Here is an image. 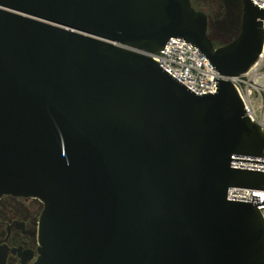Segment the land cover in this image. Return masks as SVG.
I'll list each match as a JSON object with an SVG mask.
<instances>
[{
	"label": "water",
	"instance_id": "1",
	"mask_svg": "<svg viewBox=\"0 0 264 264\" xmlns=\"http://www.w3.org/2000/svg\"><path fill=\"white\" fill-rule=\"evenodd\" d=\"M241 2L215 47L191 0H0V197L43 204L34 264H264V202L227 199L264 192V171L231 166L264 164L233 159L264 158L231 82L262 52L264 10ZM171 38L229 81L197 96L149 55ZM32 258L0 247V264Z\"/></svg>",
	"mask_w": 264,
	"mask_h": 264
},
{
	"label": "built area",
	"instance_id": "2",
	"mask_svg": "<svg viewBox=\"0 0 264 264\" xmlns=\"http://www.w3.org/2000/svg\"><path fill=\"white\" fill-rule=\"evenodd\" d=\"M264 10V0H252ZM264 30V21H263ZM159 66L177 79L180 83L194 92L197 96L217 93L219 82L229 81L230 77L219 75L209 60L203 56L199 50L185 40L171 38L165 49L156 54H149ZM231 82L236 88L249 119L261 127L264 131V43L262 52L257 62L244 74L231 77ZM233 159L264 162L263 159L251 160L244 157H234ZM232 168L264 171V164L232 161ZM253 196L260 197V202H264V192L245 189L230 188L227 199L229 201L252 203ZM264 219V206H259Z\"/></svg>",
	"mask_w": 264,
	"mask_h": 264
},
{
	"label": "flooded vegetation",
	"instance_id": "3",
	"mask_svg": "<svg viewBox=\"0 0 264 264\" xmlns=\"http://www.w3.org/2000/svg\"><path fill=\"white\" fill-rule=\"evenodd\" d=\"M219 1L221 4L214 2V4L211 3L208 6L210 7L209 9H211L210 11H212V14H210V12H206L205 9L203 10L202 6H200L199 3L201 1L199 2L196 0L194 2L193 0L195 5L199 7L198 10L203 11L207 15L208 37L213 42L215 47H220L218 44H222L227 40L232 22H222L219 20V17L223 16L224 14L236 16L237 12L241 11V8L243 16V5L241 0H229V4L227 5L223 0ZM213 5L215 8L217 6V14L214 11ZM205 6H207V4ZM222 8L227 10L226 13H222ZM43 208V204L35 198L17 197L12 195H3L0 197V247L6 246L10 250L13 248L16 250L22 248V254L25 251H31L33 253V258L28 260L25 264H34L38 256V229ZM15 222L17 224H24V232H35V235L32 236L29 233L24 234L21 228H17ZM8 225L9 227L13 225L9 229V237ZM6 239L7 241H5Z\"/></svg>",
	"mask_w": 264,
	"mask_h": 264
},
{
	"label": "rangeland",
	"instance_id": "4",
	"mask_svg": "<svg viewBox=\"0 0 264 264\" xmlns=\"http://www.w3.org/2000/svg\"><path fill=\"white\" fill-rule=\"evenodd\" d=\"M196 0H194L195 2ZM197 1H201L199 4L200 6H202L203 10L205 9V11L208 13L210 12V14H212V11H210L211 9H209L210 7H208L211 3L214 4L215 3H219L221 4V2L219 0H197ZM207 4V6H205ZM214 7V5H213ZM217 8V6H216ZM214 7V11L215 13L217 14L218 13V9H216ZM222 13H226V9L225 8H222L221 9ZM231 15H226L224 14L223 16L219 17V20H221L222 22H226L228 23L229 21H232L231 22V28H230V32L228 34V38L227 40L224 42V43H220L218 44V46H223V45H226L228 44L229 42H231L232 40H234L236 38V36L238 35L239 33V30H240V26H241V22H242V8H241V11L240 12H237V15L236 16H231ZM229 19V20H228ZM228 20V21H227Z\"/></svg>",
	"mask_w": 264,
	"mask_h": 264
},
{
	"label": "trees",
	"instance_id": "5",
	"mask_svg": "<svg viewBox=\"0 0 264 264\" xmlns=\"http://www.w3.org/2000/svg\"><path fill=\"white\" fill-rule=\"evenodd\" d=\"M191 1H192V4H193V7H195L198 10L199 7L197 5H195V3L193 2V0H191Z\"/></svg>",
	"mask_w": 264,
	"mask_h": 264
}]
</instances>
